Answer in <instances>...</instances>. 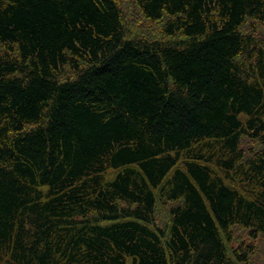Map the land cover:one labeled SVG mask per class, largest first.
I'll return each instance as SVG.
<instances>
[{"label":"trees","instance_id":"trees-1","mask_svg":"<svg viewBox=\"0 0 264 264\" xmlns=\"http://www.w3.org/2000/svg\"><path fill=\"white\" fill-rule=\"evenodd\" d=\"M134 2L160 32L117 0H0V264H240L235 227L264 244V0Z\"/></svg>","mask_w":264,"mask_h":264},{"label":"rangeland","instance_id":"rangeland-1","mask_svg":"<svg viewBox=\"0 0 264 264\" xmlns=\"http://www.w3.org/2000/svg\"><path fill=\"white\" fill-rule=\"evenodd\" d=\"M121 4V11L124 17V25L129 32L144 31L160 32L162 23H154L142 18L136 8L134 0H117ZM165 22V20L163 21ZM252 34V33H250ZM257 36L264 38V23L257 26ZM247 146L251 151L257 150L259 145L255 142H247ZM258 152V151H255ZM170 205V204H169ZM172 205H170L171 209ZM155 220L158 226H165L170 219L169 210L166 208H158ZM234 241L231 243L232 249L239 250L243 255L247 256V261L240 264H264V244L262 240L252 239L250 232L241 227L232 229Z\"/></svg>","mask_w":264,"mask_h":264}]
</instances>
